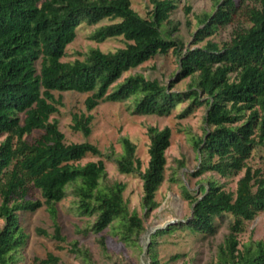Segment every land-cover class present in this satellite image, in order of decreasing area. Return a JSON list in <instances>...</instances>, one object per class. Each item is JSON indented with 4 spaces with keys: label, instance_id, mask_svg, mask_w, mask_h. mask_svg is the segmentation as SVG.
Here are the masks:
<instances>
[{
    "label": "trees",
    "instance_id": "1",
    "mask_svg": "<svg viewBox=\"0 0 264 264\" xmlns=\"http://www.w3.org/2000/svg\"><path fill=\"white\" fill-rule=\"evenodd\" d=\"M150 1L153 11L144 18L132 8L131 0H0V137L5 136L0 144V218L4 220L0 264H22L29 235L20 224L21 211L46 206L55 222L53 236L65 241L56 205L69 195L81 215L95 217L88 231L99 234L117 224L121 241L138 240L145 231L144 221L138 212L129 211L125 183H108L102 159L82 164L89 154L114 158L122 174H140L146 215L159 207L156 195L165 180L171 129L148 128L149 162L142 171L136 144L128 137H122L123 151L114 157L104 155L90 142L67 144L58 122L51 119L62 104L53 91L90 93L85 101L88 112L105 101L132 98L133 112L139 115L169 116L179 104L189 101L184 116L205 102L209 128L194 142L199 164L191 175L212 173L231 178L245 172L235 192L214 177L200 186L198 197L184 187L185 198L193 204L191 217L151 235V263L159 264L157 237L177 229L213 237L219 230L218 221L231 215L234 220L229 232L218 247L216 260L209 264H264V240L251 242L241 251L238 239L245 221L264 212V177L247 165L253 151L264 146V0H254L257 5L247 11L250 26L237 30L230 42L220 47L208 40L185 53L183 41L170 36L178 25L161 31L164 23L172 24L177 1ZM237 10L236 0H218L214 12L197 17L199 28L193 42H203L231 24ZM107 19L112 22L99 27L90 38L103 42L123 37L125 47L113 52L91 48L83 60H62L83 20L98 24ZM171 50L183 54L177 80L190 77L188 91L173 92V84L164 86L140 73L116 85L127 71ZM93 119L90 113L74 115L72 129L89 136ZM35 130L44 133L28 141L25 137ZM29 183L41 191L43 202L24 199ZM19 194L22 199L13 201ZM48 262L56 264L59 259L50 254Z\"/></svg>",
    "mask_w": 264,
    "mask_h": 264
},
{
    "label": "rangeland",
    "instance_id": "2",
    "mask_svg": "<svg viewBox=\"0 0 264 264\" xmlns=\"http://www.w3.org/2000/svg\"><path fill=\"white\" fill-rule=\"evenodd\" d=\"M177 8L170 19L172 24L164 23L161 31L165 33L178 25V30L170 35L173 39H181L184 43L183 53L189 48L203 46L208 40L217 43L220 47L230 42L237 30L250 26L247 11L257 5L254 0H236L238 10L234 20L203 42L194 43V33L199 28L197 17L203 13H212L218 0H176ZM132 8L144 18H149L153 11L150 0H131ZM190 7V11L187 8ZM112 21L104 20L98 24H89L83 20L76 29V38L66 48L65 62L76 59L83 60L91 48H99L103 52H113L123 48L126 42L123 37L109 38L103 42L92 40L90 36L101 26ZM180 52L170 51L168 54H158L141 66L123 74L116 85L124 78L133 74H143L147 79L157 80L164 86H172L173 92L189 90L191 78L178 79ZM115 85V86H116ZM54 97L61 100L58 111L51 116L56 120L60 130L64 133L65 142H90L96 145L104 155L112 157L122 153L121 139L128 137L137 147V157L142 161V171L149 162L150 139L147 134L149 127L163 129L169 127L172 132L171 144L166 151L167 165L165 180L159 188L156 200L159 207L146 215L142 207L143 181L138 173L122 174L112 158L88 155L82 164L88 161L104 160L107 170L108 183L119 181L125 183L124 199L130 212L136 211L144 221L145 231L136 242L130 244L120 240L114 224L105 231L96 234L88 231L95 217L81 215L75 208L73 197L69 195L56 205L58 210L57 221L65 241L56 239L55 222L51 219L47 207L42 206L34 212L21 211L20 224L29 235L22 252V264H53L48 262L51 254L59 259L56 264H152L148 254L150 238L153 233L180 222H187L193 211V204L185 198L184 187L195 197L201 195L200 186L207 185L208 179L214 177L223 183L228 191L235 192L243 170L239 175L231 178H222L219 175L206 173L201 177H193L199 164L198 152L194 142L204 135L209 128L205 121L207 104L203 102L190 114L181 116L189 107L185 101L178 105L169 116L139 115L133 112L134 100L100 103L94 110H86L85 101L90 93L77 91H53ZM92 114V132L85 136L72 129L74 115ZM240 123V122H239ZM44 132L35 130L25 138L33 142ZM5 136L0 137V144ZM183 163V164H182ZM247 165L253 170H260L264 177V146L253 151ZM70 193V190H69ZM22 195H14L13 201H20ZM25 200L44 201L41 191L31 183L28 184V193ZM2 195L0 192V205ZM231 215L219 220L218 233L213 237H204L193 233L189 229L169 230V233L156 238V251L159 264H209L216 260L219 245L229 232L233 221ZM4 220L0 218V228ZM42 229L46 234H40ZM239 248L245 249L251 242L264 240V212L259 213L253 220L245 221L244 231L238 236ZM87 251V252H86ZM86 253L87 255L83 254Z\"/></svg>",
    "mask_w": 264,
    "mask_h": 264
}]
</instances>
